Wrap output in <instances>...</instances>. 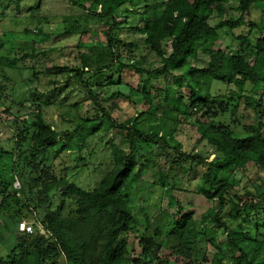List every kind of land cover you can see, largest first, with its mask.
Wrapping results in <instances>:
<instances>
[{
    "label": "trees",
    "instance_id": "1",
    "mask_svg": "<svg viewBox=\"0 0 264 264\" xmlns=\"http://www.w3.org/2000/svg\"><path fill=\"white\" fill-rule=\"evenodd\" d=\"M70 1L97 19L111 20V25L103 29L105 44L89 47L79 55L81 68L71 70L83 82L92 102L96 100V93L82 81L83 74L91 71L95 77L105 71L117 69L120 74L125 70L140 79L135 89L130 90V96L148 97L154 113L161 108L163 118L178 124L194 116L206 119L205 124L193 126L197 141L211 149V153L198 155L181 151V154L193 164L205 166L199 194L215 205L208 207L198 219L192 209H185L181 191L162 171L164 146L181 150L175 138L176 128L164 130L159 120L149 123L144 131L139 127L144 112H137L120 125L104 112L96 119L106 118L110 127L118 131L116 141L109 145L111 168L96 186L83 190L64 177L56 178L48 168H41L58 138L65 133L55 130L37 107L28 127L19 133L20 141L16 137L11 141L14 144L9 154L12 174L8 178L0 176V204L17 201L22 195L25 207L34 205L42 208L44 214L31 222L30 234L17 231L15 225L12 234L16 247L0 264H45L60 255L66 264H227L225 259H231L230 264H264V239L259 238L258 227L259 209L264 213V207H260L264 204V21L250 18L252 9L264 8V0ZM231 1L236 3L235 7L230 6ZM232 12L237 15L233 16ZM123 30H129L135 41H123ZM226 37L237 42L236 49L221 44L215 47ZM139 45L153 52L156 62L147 61L144 66L146 59L133 53ZM122 49L127 51L125 58ZM198 51L208 58L204 67L190 62ZM0 63L14 68L18 60L1 57ZM159 77H171L178 85L154 90L151 81ZM117 80L110 77L108 81L118 84ZM181 81L187 94L179 89ZM213 83L228 88L223 93H213ZM153 90L155 95L151 96ZM2 95L0 84V100ZM153 99L157 103L153 104ZM244 110L247 112H240ZM172 111L175 117H167ZM153 112L148 115L152 116ZM1 115L0 126L10 115L9 109L4 108ZM88 121L72 133L78 134L83 125L91 127L93 121ZM144 147H150V151L155 148L156 153H143ZM5 153L0 149V158ZM18 164L21 170H17ZM156 166L158 176L153 183L162 190L166 205L157 213L161 215L155 221L147 212L140 214L133 203L143 175L149 167ZM225 168L247 177L252 188L250 194L261 203L239 205L230 179L215 173ZM25 185L35 189L36 201L27 198ZM56 193L58 203L53 207ZM249 209L258 218H254V234L250 229ZM164 215L171 219L163 221ZM65 219L79 223L93 219L92 240L80 242ZM129 233L139 234L140 252L132 259L127 250ZM217 233L223 236L221 240ZM200 238L206 242L203 251ZM208 252L211 257L206 259Z\"/></svg>",
    "mask_w": 264,
    "mask_h": 264
},
{
    "label": "rangeland",
    "instance_id": "2",
    "mask_svg": "<svg viewBox=\"0 0 264 264\" xmlns=\"http://www.w3.org/2000/svg\"><path fill=\"white\" fill-rule=\"evenodd\" d=\"M230 6L235 7L236 3L231 1ZM232 15L236 16L237 13L232 12ZM250 18L257 22L264 21V8L252 9ZM110 25V19H97L87 14L86 11L78 9L70 0H0V58L7 57L18 60L17 66L14 68L0 63V84L3 90V97L0 100V116H2L1 111L4 108H8L10 114L6 120L2 119L3 124L0 126V149L6 151L0 158V176L8 178L10 173L12 174L9 154L14 146L13 139L16 137L20 141L19 133L28 127V122L36 114L38 107L45 120L55 130L66 135L81 126L86 119L93 121L91 127L83 125L78 129V134L61 135L55 148L48 153L43 162L44 166L42 165L41 168H48L56 178L64 177L78 188L89 190L96 186L110 170L109 145L115 142L118 137V131L110 127L106 118L103 117L100 121L96 119L104 112L109 114L116 124L120 125L135 116L137 112H144L145 114L139 119V127L144 131L147 130L149 123H156L159 120L162 122L164 130L176 128L174 130L175 138L180 142L181 150L164 146L161 155L162 171L169 181L181 191L182 194L179 196L185 209H192L198 219L208 207H212L215 203L206 201L199 194V189L202 187L200 178L206 170L205 166L193 164L184 158L181 151L198 155L211 153V149L197 141V134L193 126L195 123L205 124L206 119H197L198 117L194 116L188 118L190 121L178 124L172 119L163 118L160 114L161 108L154 113V105L147 101L148 97L144 96L138 99L133 95L130 96V90L135 89L140 79L137 74L125 70H122L120 74L117 69L115 72L105 71L95 77L91 71L83 74L82 81H86L90 85L91 91L96 93L95 104L91 101L88 91L83 87V82L76 79L71 71L78 67L81 68L83 65L79 59L80 54L87 52L91 46L100 47L105 44L102 41L103 29ZM121 38L125 42L136 39L129 30H123ZM218 44L237 48V42L233 41L231 37L224 38L221 43L217 42L215 47ZM126 53V49H122L124 58L128 56ZM133 53L137 57L142 56L146 59L144 66H147V61L149 63L156 62L153 52L144 46L139 45ZM190 62L197 67H204L208 63V58L198 51L193 54ZM53 66L56 69L51 68ZM110 77L118 78V84H111L108 81ZM183 83V81L180 82L179 89L183 94H187ZM150 85L155 90L163 89L166 86L168 88L177 87L178 83L174 84L171 77H167V79L159 77L152 80ZM226 88L228 87L218 83L212 84L213 93H223ZM154 90L151 96L155 95ZM152 103H157V99H153ZM151 111L153 114L149 116ZM167 117H175L173 111ZM91 128L98 129L93 131ZM25 144L24 142L22 147H25ZM83 145L81 150L80 146ZM159 145H163L160 140ZM66 148L68 150H65ZM142 151L143 153L149 152L150 147H144ZM149 153L155 154L156 149L153 148ZM21 169V164H18L17 170ZM158 170L157 166L147 169V173L140 181L138 194L133 203L140 214L147 212L150 217L156 218L155 221L161 215L158 216V212L166 205V199L161 194L162 190L153 183L158 176ZM215 173L217 176H227L230 179L233 191L239 197V199H235L239 205L251 202L253 204L261 203L258 197L250 194L252 188L247 183L248 178L243 177L239 171L225 168L217 169ZM25 191L27 198L36 201V191L33 187L25 185ZM57 198L58 193H56L53 207L58 203ZM18 199L17 201L7 200L0 204L1 262L10 257L11 251L16 247L15 236L12 233L18 219L22 218L33 223L35 218H41L44 214L42 208H35L34 205L25 207L26 203L22 195H19ZM260 207H264V204H260ZM262 211L263 209H259L261 212L259 219L255 217L253 209H249L247 212L251 220L250 229L253 234L256 228L254 218L258 219L260 239H264V213ZM227 213L226 210L223 215L226 216ZM161 218L165 222L171 219L169 215H164ZM65 222L70 225V229L76 233L80 242L86 243L92 240L93 219L84 223L74 222L71 219H65ZM138 236V233L127 235L128 257L131 259L140 252ZM221 238L223 236L218 234V239L221 240ZM199 243L202 251L205 250L206 242L203 241V238L199 239ZM18 253L19 251L16 254ZM210 254L208 252L205 258L209 259ZM224 263L230 264L231 259H225ZM45 264H66V262L60 255Z\"/></svg>",
    "mask_w": 264,
    "mask_h": 264
},
{
    "label": "built area",
    "instance_id": "3",
    "mask_svg": "<svg viewBox=\"0 0 264 264\" xmlns=\"http://www.w3.org/2000/svg\"><path fill=\"white\" fill-rule=\"evenodd\" d=\"M16 229L21 233L30 234L33 232V224L26 220H20L16 224Z\"/></svg>",
    "mask_w": 264,
    "mask_h": 264
}]
</instances>
